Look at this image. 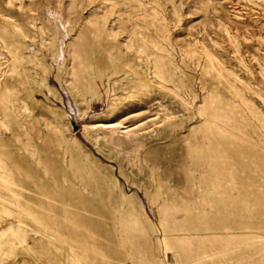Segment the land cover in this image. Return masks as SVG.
<instances>
[{"label":"rangeland","instance_id":"374dc122","mask_svg":"<svg viewBox=\"0 0 264 264\" xmlns=\"http://www.w3.org/2000/svg\"><path fill=\"white\" fill-rule=\"evenodd\" d=\"M0 264H264V0H0Z\"/></svg>","mask_w":264,"mask_h":264},{"label":"bare ground","instance_id":"6f19581e","mask_svg":"<svg viewBox=\"0 0 264 264\" xmlns=\"http://www.w3.org/2000/svg\"><path fill=\"white\" fill-rule=\"evenodd\" d=\"M140 162V161H139ZM140 164V163H139Z\"/></svg>","mask_w":264,"mask_h":264}]
</instances>
